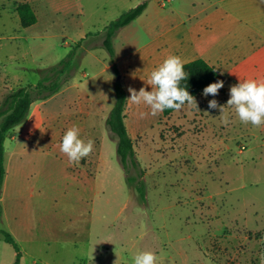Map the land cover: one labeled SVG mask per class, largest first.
<instances>
[{
	"label": "rangeland",
	"instance_id": "rangeland-1",
	"mask_svg": "<svg viewBox=\"0 0 264 264\" xmlns=\"http://www.w3.org/2000/svg\"><path fill=\"white\" fill-rule=\"evenodd\" d=\"M21 2L37 16L27 28L16 13ZM143 2L145 12L113 38L122 54L144 53L162 31L181 20L189 25L183 13L189 2L0 0V104L12 90L38 83L40 70L80 43L69 81L34 102L5 140L0 231L16 241L19 264H133L141 251L154 252L157 264H264V125L244 124L227 107L224 125L219 107L208 108L212 99L227 105L238 84L231 77H223L218 95L198 97V110L186 105L169 118L127 101L136 163H129L128 176L142 182L145 199L127 183L106 124L114 83L122 80L102 40L110 22ZM172 55L185 64L203 53ZM248 79L264 81V74ZM73 126L85 142L94 141L93 152L78 164L59 148ZM14 261L13 247L0 235V264Z\"/></svg>",
	"mask_w": 264,
	"mask_h": 264
},
{
	"label": "crops",
	"instance_id": "crops-1",
	"mask_svg": "<svg viewBox=\"0 0 264 264\" xmlns=\"http://www.w3.org/2000/svg\"><path fill=\"white\" fill-rule=\"evenodd\" d=\"M187 1L189 12L183 13L187 14L189 25L181 20L162 31L144 53L122 54L114 46L115 64L126 92L130 87L147 91L146 83L156 64L173 53L187 55L192 49L202 50L201 59L236 83L251 74H264V0H216L198 6L197 0ZM133 77L134 83L130 85ZM8 161L12 162V158L8 157ZM7 179L6 169L3 188Z\"/></svg>",
	"mask_w": 264,
	"mask_h": 264
},
{
	"label": "trees",
	"instance_id": "trees-1",
	"mask_svg": "<svg viewBox=\"0 0 264 264\" xmlns=\"http://www.w3.org/2000/svg\"><path fill=\"white\" fill-rule=\"evenodd\" d=\"M147 3L143 2L134 8L123 12L117 19L110 22L103 35L102 46L109 54L113 63L116 75H120L116 67V54L113 45V38L117 33L130 25L145 11ZM16 13L19 18L20 25L23 28L30 27L37 22V16L32 5L28 2H21L16 6ZM80 43L77 44L68 55L57 65L47 69L40 70L41 79L36 84H30L12 90L4 96L0 104V194L6 176L5 166V140L7 133L15 126L23 123L30 115L31 106L36 101H45L57 94L62 86L66 84L74 68V56ZM184 70L188 73L187 80L180 83L181 87L192 95L195 100L203 95V89L211 83L222 81L224 75L220 70L210 65L205 60L198 58L184 64ZM115 104L106 120L109 130L117 139V155L119 161L127 174V183L133 187L139 195V199H145V188L140 180L135 177L128 176V166L131 163L136 166L134 160V146L129 136L125 123V110L127 106V92L119 81L114 83ZM185 104L184 106H186ZM176 112L173 109H165L161 116L169 118ZM0 207V215H1ZM0 235L4 241L10 244L15 251V261L13 264H19L21 253L19 247L7 231H0Z\"/></svg>",
	"mask_w": 264,
	"mask_h": 264
},
{
	"label": "clouds",
	"instance_id": "clouds-1",
	"mask_svg": "<svg viewBox=\"0 0 264 264\" xmlns=\"http://www.w3.org/2000/svg\"><path fill=\"white\" fill-rule=\"evenodd\" d=\"M188 73L184 70V62L179 56L170 55L162 64L150 74L148 85L151 91L141 88L137 92L129 88L130 104H144L150 108V115L157 116L165 109L180 111L185 104L195 107L198 110L195 98L190 95L180 83L187 80ZM224 87L223 81L211 83L203 89L205 97L216 96ZM221 112L222 123H229L225 108H232L239 120L244 124H251L253 127L264 125V81L248 79L240 81L230 88V99L226 106H219L218 101L212 99L208 102L209 109H217ZM207 114V113H206ZM146 114L141 113L143 118ZM60 151L68 157L69 163L78 164L83 158L88 157L94 150V141L87 142L80 138L79 129L75 126L68 129L62 137L59 145ZM157 255L152 251H141L133 257V264H157Z\"/></svg>",
	"mask_w": 264,
	"mask_h": 264
}]
</instances>
